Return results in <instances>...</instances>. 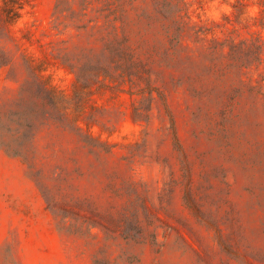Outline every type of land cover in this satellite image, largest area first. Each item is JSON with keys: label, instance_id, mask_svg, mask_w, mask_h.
Here are the masks:
<instances>
[{"label": "rangeland", "instance_id": "obj_1", "mask_svg": "<svg viewBox=\"0 0 264 264\" xmlns=\"http://www.w3.org/2000/svg\"><path fill=\"white\" fill-rule=\"evenodd\" d=\"M56 3L32 0L30 14L11 28L16 41H3L10 65L0 66L1 110L11 108L28 79L22 56L52 61L43 62L45 74L65 96H71L75 76L51 59L53 49L101 56L97 32L53 30ZM234 3L208 2L194 21L222 22ZM258 11L248 9L251 16ZM238 28L237 41L254 32L264 37L261 28ZM226 37L222 29L199 38L189 31L172 47L157 26L133 28L130 42L148 75L142 73L168 107L154 94L148 121L134 123L132 109L140 106V96L128 93L129 85L121 93L95 92L85 120L95 136L115 144L112 153L88 148L52 122L33 130V170L0 150V264H264V52L263 62H254L255 50L244 47L236 55L243 61L234 62L230 48L215 42ZM185 168L199 215L184 201ZM143 203L157 220L147 226L141 215L142 238L154 234L159 247L100 228L90 235L69 233L52 209L69 208L67 227L81 210L96 211L84 214L110 226L95 215ZM76 205L83 208L74 210Z\"/></svg>", "mask_w": 264, "mask_h": 264}, {"label": "trees", "instance_id": "obj_2", "mask_svg": "<svg viewBox=\"0 0 264 264\" xmlns=\"http://www.w3.org/2000/svg\"><path fill=\"white\" fill-rule=\"evenodd\" d=\"M213 1L215 0H57L52 16L53 30L60 34L70 29L78 33L97 32L98 40L103 43L102 54L100 57L92 58V52L89 53L86 49H80L75 53L61 47L53 49L51 59L62 62V67L75 76L71 96L60 93L52 86L51 77L46 76L47 66L43 62L52 61L48 59L37 62L22 56L28 79L11 108L0 109V150L9 156L21 159L29 169L33 170L34 153L29 148L35 139L33 130L37 126L52 122L79 136L88 148L112 153L115 144L95 136L90 130V124L85 120L92 96L102 88L121 93L125 92V86L129 85L128 93L132 96H140V106H133L132 109L131 117L134 123L148 121L149 106L155 99L154 94H157L167 108L164 95L154 87L150 78H146L143 74L147 73L143 72L144 67L141 63L145 61L131 45L130 34L134 27L151 29L157 26L172 47L179 44L184 34L189 31H193L199 38L200 35L207 36L213 33L215 29H222L227 33L226 40L223 43L216 40L215 42L230 48V56L234 62L243 61L236 55L242 48L248 47L255 50L253 61L262 63L264 37L261 32H254L251 39L241 41H237L236 35L239 32L238 26L244 28L255 26L264 30V0H235L231 15L225 14L222 22L211 21L210 26L202 20L194 21V15L200 19L198 9ZM251 6L258 7V15H249L248 9ZM28 8H33L32 0H0V66L2 68L10 65V55L3 41H16L12 36L11 28L17 26L25 15L30 14ZM61 44H65V41ZM68 62H109V65ZM113 72L118 73L117 76ZM141 81L145 82L144 87ZM170 118L175 146L182 151L175 122L171 115ZM184 177L187 179L184 196L186 207L192 213L199 215L201 208L193 194L188 168L184 169ZM82 208L80 205L74 206V210ZM52 209L56 217L60 218V228L66 229L69 233L90 235L92 229L100 228L106 230L107 234L119 233L126 241L141 239L140 243L149 242L155 247L160 246L154 234H150L148 239L142 238L144 227L141 215L147 226H153L157 220L145 203L139 206L128 205L115 212L95 215L106 219L110 226L93 216L84 214L85 211L91 214L96 211L81 210L75 214V223L67 227L65 220L69 217V208L60 206L58 208L60 213L57 212V206L53 205Z\"/></svg>", "mask_w": 264, "mask_h": 264}]
</instances>
